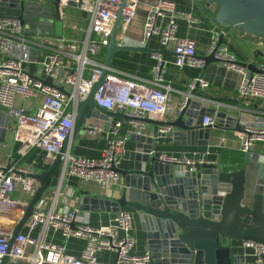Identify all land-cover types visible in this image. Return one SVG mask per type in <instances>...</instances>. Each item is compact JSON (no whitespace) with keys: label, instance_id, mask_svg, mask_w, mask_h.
Returning a JSON list of instances; mask_svg holds the SVG:
<instances>
[{"label":"built area","instance_id":"obj_1","mask_svg":"<svg viewBox=\"0 0 264 264\" xmlns=\"http://www.w3.org/2000/svg\"><path fill=\"white\" fill-rule=\"evenodd\" d=\"M66 1L69 0H64L65 4ZM70 1H80L79 7L84 11L86 35L82 48L77 43H68L65 46L69 50L67 55H63L60 49L52 50L41 62L36 63L34 72L30 71V65L34 64L30 43L38 41L42 45H49L54 40L47 35L28 34L18 16L0 15V107L12 119L14 141L19 144L20 157L37 149L44 153L45 159H55L63 140L71 133L78 103L101 76L103 62L98 60V56L109 43L114 22L118 20L123 28L128 26L136 15L139 3V0ZM176 15L174 0H157L151 4L143 22L139 46H146L154 36L158 37L163 48L172 41L173 63L176 67L204 69L205 62L196 55L194 41L176 36ZM160 20H164L163 25L159 24ZM187 20L193 24L195 17L189 16ZM211 33L207 55L212 54L225 70L240 75L237 98L243 102H257L264 108V64L256 66L258 72L247 70L240 65L226 43L221 42L217 46L222 29H213ZM152 56L156 63L149 80L124 77L109 69L93 95L96 107L125 115L136 135H144L145 119H162L172 110L173 89L163 82L164 60L157 53H152ZM62 69L65 75L58 86L55 81L60 79ZM46 77L52 79L56 86L45 85L42 79ZM58 87H62L65 92ZM208 88L209 83L202 76L190 78L177 110L185 107L189 99L215 104L201 95ZM38 97H41V101L33 111L17 104L18 99L25 101ZM212 123L210 117H203V126ZM120 124L116 122L107 132L105 145L98 158L75 156L68 148H64L60 156L58 184L49 190L48 196L44 192L35 205L32 215L24 224L29 233L20 232L15 237L8 253L11 264L18 261L28 264H144L150 259L149 252L131 254L134 236L129 211L120 209L111 223L95 228L89 225L88 213L80 212L76 207L71 210L67 207L56 208L58 198L65 203L72 199V189L67 185L61 188L66 177H76L82 183L94 182L102 190L120 184L121 175L116 169L126 152V137L118 134ZM83 129L90 136H98L103 131L96 122L84 124ZM170 130L169 126L159 127L160 133ZM235 133L242 153H249L257 144L262 146L259 161L264 164V118L260 122L242 123ZM157 159L180 168L184 173L194 171L196 163H213L165 154H160ZM34 173L36 171L32 167L16 160L0 162V259L7 253L12 231L21 220L28 203L17 197L16 193L30 199L39 186L32 176ZM49 229L58 231L65 241L72 237L84 239V248L79 255H74L67 250L65 243L47 241ZM34 231L36 234H31ZM243 244L253 250L255 260L249 264H264V244ZM101 251L113 252L114 260L98 261L97 255Z\"/></svg>","mask_w":264,"mask_h":264},{"label":"water","instance_id":"obj_2","mask_svg":"<svg viewBox=\"0 0 264 264\" xmlns=\"http://www.w3.org/2000/svg\"><path fill=\"white\" fill-rule=\"evenodd\" d=\"M11 1L14 2L12 6L20 10L18 17L28 34L54 35L57 38L62 36L60 10L56 6L49 11L44 5L46 2L57 5L60 0ZM66 5L79 7L81 2L69 0ZM206 6L215 9L214 22L222 27L217 46L231 29L264 39V0H207ZM117 24L118 20L113 24L105 48L101 76L78 103L69 134L72 137L82 128L88 115L96 119L110 115L109 111L95 106L93 95L110 69L113 53L119 48L115 39ZM139 50L153 52L146 47ZM201 58L205 62L204 68L210 63H218L212 54ZM240 65L251 72L259 71L255 62H240ZM236 75L240 79V75ZM42 82L56 86L49 77L42 79ZM58 88L65 92L62 87ZM201 104V100H187L185 107L177 110L172 121L145 120L156 125L155 133L159 127L169 126L177 138L185 136L190 144L203 146L208 144L212 127L230 125L240 128L237 118L236 124H229L228 121L234 119L225 111L202 107ZM115 115L127 119L122 113ZM206 116L213 123L203 126L202 119ZM8 118L7 113L0 112V135L6 130ZM69 135L63 140L51 166L32 175L39 186L13 229L9 249L0 259V264H11L8 255L10 247L32 215L35 205L50 187L52 173L60 162ZM133 137L140 143H146L144 151L136 156L132 169L116 171L125 182V203L137 214L146 232L152 264H242V257L232 253L237 242L264 244V164L259 161L258 155L251 156V162L246 167L230 169L214 163H196L194 172L181 174L172 164L161 163L155 157L149 159L151 139L140 135ZM16 147H19L18 143ZM116 206L118 210L121 209L118 203ZM80 208L86 209L83 204Z\"/></svg>","mask_w":264,"mask_h":264},{"label":"crops","instance_id":"obj_3","mask_svg":"<svg viewBox=\"0 0 264 264\" xmlns=\"http://www.w3.org/2000/svg\"><path fill=\"white\" fill-rule=\"evenodd\" d=\"M157 0H139L136 15L131 23L125 28L118 22L116 26L115 39L119 48L113 53L111 59L110 70L119 73L120 75L128 78L135 77L138 80H149L151 77V70L156 63L152 53L158 52L160 58L164 60L163 82L172 87L171 94V107L172 110L168 112L162 119L157 121H172L176 117L177 107L183 97L188 80L192 77L202 76L209 83V88L201 95L204 99H211L214 103L202 101V107L213 108L217 111H225L229 117L233 118L232 125L236 124L235 119L239 120L240 127L244 122L261 121L264 118V108L257 102H243L237 98V88L239 78L237 73L225 70L220 63H210L204 69H197L188 66L178 68L174 65L173 42L171 41L166 48L161 47L159 39L154 36L150 39L148 44L140 47L142 39L143 22L149 6ZM0 15L18 16L20 10L12 6L14 4L11 0H0ZM176 5L177 15L175 17L178 25L176 36L180 38H190L195 43V53L199 57L207 55L208 47L210 44L211 31L213 29L221 28L214 22L215 9L212 6H206V0H174ZM49 11L54 7L60 10L63 22V34L60 38L54 35H47L54 40L53 44H40V42L30 43L31 55L34 64L30 65V71L34 72L36 63L41 62L45 55L52 52L54 49L63 51V55L69 54V50L65 48L68 43H77L80 48L85 40V24L84 11L81 7L70 6L61 0L57 5L54 3L44 4ZM55 13V12H53ZM189 16L195 17L193 24H189L187 18ZM164 20H160L159 24L163 25ZM76 26H79V31L76 32ZM26 30V28H25ZM228 33L234 36L240 45H243L246 52L249 53V59L245 62H255L258 66L261 63L260 59H264V39H257L244 33H240L235 29H231ZM227 33V34H228ZM226 35V34H225ZM224 35V36H225ZM224 38V37H223ZM259 42H255V41ZM223 42V40H222ZM147 48L151 51L139 50ZM104 55H105V48ZM102 50V51H103ZM102 51L99 55H101ZM260 55H252V54ZM104 59V58H103ZM242 62V61H241ZM65 75V70H61L60 79L55 81L56 85L60 86L61 78ZM41 101V97L33 100H17V104L23 106L28 111H33L35 106ZM0 112L6 113L0 107ZM110 115L106 118L96 119L88 115L83 123L96 122L99 123L103 131L98 136L88 135L83 126L76 134L75 137L69 135L65 149H69L70 153L75 156L85 158H98L101 156L102 149L105 145V137L109 129H111L116 122H120L118 134L126 137L125 141V156L118 166L121 170H130L136 161V156L143 153L146 143H140L134 139L132 125L115 113L117 111H109ZM148 120H155L147 118ZM2 121V120H1ZM6 130L0 135V162L8 160H16L20 164H25L32 167L36 173L47 170L53 161L45 159L42 151L37 149L30 150L25 156H18V147L13 136V122L9 117L6 119ZM156 125L145 120V129L143 136L146 139L152 140V148L148 154L149 159L152 157L157 158L160 154L170 155L174 157L185 156L195 161H212L219 166L230 167L236 169L237 166L246 167L248 162H251V156L258 155L262 151V146L257 144L250 150L249 153H242L239 150V140L236 136L235 127L219 126L210 129V137L207 145H199L198 143H189L185 136L177 138L173 134V129L166 133H160L159 128L155 133ZM71 134V133H70ZM201 138H198L200 140ZM147 165V164H146ZM178 173L183 174L181 169L175 166ZM194 172V171H192ZM60 175V163L55 167L52 173L51 189L57 186ZM72 189V199L65 203L61 199H57L56 208L63 209L67 207L72 209L78 208L80 212L88 213L89 225L91 227H100L112 222L119 207L127 210L132 215V235L134 236V246L131 249L133 255H143L149 252L146 242V232L141 226L137 214L127 207L124 200V190L126 189L125 182L121 176L120 184L110 187V189L102 190L94 182L82 183L76 177H66L62 181L61 188L65 186ZM17 197H21L28 203L31 198L16 193ZM27 203V205H28ZM83 204L86 209H81L80 205ZM26 205V206H27ZM22 233H29L26 226H23ZM31 234H36V231ZM46 240L53 243H65L67 250L74 254L79 255L85 246V240L82 238L72 237L66 241L58 231L49 229L46 233ZM233 255L242 257V264H249L254 262V255L252 248L244 246L243 242H237L236 247L232 251ZM115 254L111 251H101L97 255L100 262H112ZM15 264H28L25 261H18ZM144 264H152L150 260Z\"/></svg>","mask_w":264,"mask_h":264},{"label":"trees","instance_id":"obj_4","mask_svg":"<svg viewBox=\"0 0 264 264\" xmlns=\"http://www.w3.org/2000/svg\"><path fill=\"white\" fill-rule=\"evenodd\" d=\"M241 33V32H240ZM223 42L226 43L230 50L236 55L237 59L239 62H245L249 59V53L246 52V49L244 48L243 45H240L237 40L234 38L231 33H228L224 36ZM252 55H260V54H252ZM104 58V50L102 51L101 55L98 56V60L100 62H103ZM261 64H264V59L258 60Z\"/></svg>","mask_w":264,"mask_h":264},{"label":"rangeland","instance_id":"obj_5","mask_svg":"<svg viewBox=\"0 0 264 264\" xmlns=\"http://www.w3.org/2000/svg\"><path fill=\"white\" fill-rule=\"evenodd\" d=\"M24 27H25V26H24ZM77 31H79V26H76V32H77ZM255 42H259V41L256 40ZM262 44H263V46H264V41H263ZM49 190H51V187L48 188V191H45V195H46V196H48V194H49Z\"/></svg>","mask_w":264,"mask_h":264}]
</instances>
